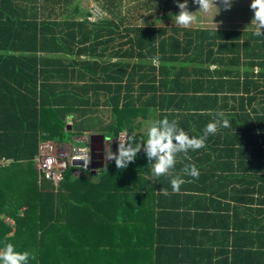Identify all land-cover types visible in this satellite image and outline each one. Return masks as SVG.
<instances>
[{
  "label": "trees",
  "instance_id": "16d2710c",
  "mask_svg": "<svg viewBox=\"0 0 264 264\" xmlns=\"http://www.w3.org/2000/svg\"><path fill=\"white\" fill-rule=\"evenodd\" d=\"M82 1L0 0V247L30 264H264V36L181 27L184 0H92L95 18ZM164 116L190 136L230 124L178 156L173 175L200 172L178 193L143 150L58 186L35 168L45 139L144 141Z\"/></svg>",
  "mask_w": 264,
  "mask_h": 264
},
{
  "label": "clouds",
  "instance_id": "9594fccd",
  "mask_svg": "<svg viewBox=\"0 0 264 264\" xmlns=\"http://www.w3.org/2000/svg\"><path fill=\"white\" fill-rule=\"evenodd\" d=\"M199 4V10L205 12L215 5V0H194ZM226 8L231 7V0H223ZM179 13L174 16L175 23L181 27H190L195 22L196 16L187 8V0L178 3ZM251 9L254 11L252 22L257 25L255 35L264 36V0H252ZM222 117V113H217ZM227 119H214L210 121L200 136H190L179 126L178 121L169 120L167 116L157 120L147 129V139L137 141L134 136L119 138L117 151L111 150L106 154V160H113L118 169H126L128 165L135 161L138 153L143 150L149 163L152 164V173L159 180L160 177H170L172 191L178 193L181 186L186 182L183 179L187 175L193 179H198L200 172L194 164H185L181 169V174L173 175V170L177 164V158L183 154L188 157L190 151H196L206 147L207 138L215 135L221 127H229ZM91 147V146H90ZM96 154H98L96 152ZM163 195H168L166 189L160 190ZM36 259L34 252L24 250L19 251L11 243H6L0 247V264H30Z\"/></svg>",
  "mask_w": 264,
  "mask_h": 264
},
{
  "label": "rangeland",
  "instance_id": "374dc122",
  "mask_svg": "<svg viewBox=\"0 0 264 264\" xmlns=\"http://www.w3.org/2000/svg\"><path fill=\"white\" fill-rule=\"evenodd\" d=\"M252 0H231V7L226 8L223 0H215L209 11L205 12L199 10V4L195 3L194 0H187V8L189 11L194 12L196 20L191 26L203 25L212 27H235L240 29L255 28L257 25L252 22L254 17V11L251 9ZM82 6L87 7L92 12V17H97L94 11H97L96 6L100 7L97 3L92 0H83ZM56 142V141H55ZM64 143L71 145L73 148H83L88 146L89 141L85 134L73 135L68 134L64 139ZM110 145L113 152L117 149V139L105 141V146ZM83 174H90L91 170L84 167H77Z\"/></svg>",
  "mask_w": 264,
  "mask_h": 264
},
{
  "label": "built area",
  "instance_id": "2783aa9c",
  "mask_svg": "<svg viewBox=\"0 0 264 264\" xmlns=\"http://www.w3.org/2000/svg\"><path fill=\"white\" fill-rule=\"evenodd\" d=\"M97 11L93 13L97 16L103 13L100 7L96 6ZM91 147L73 148L67 143H57L51 139L40 142L39 150L34 158L35 166L40 175L51 180L56 186L62 181L68 167L72 161H82L84 168L91 167L92 156ZM10 159L0 157V166H6Z\"/></svg>",
  "mask_w": 264,
  "mask_h": 264
},
{
  "label": "water",
  "instance_id": "95a60500",
  "mask_svg": "<svg viewBox=\"0 0 264 264\" xmlns=\"http://www.w3.org/2000/svg\"><path fill=\"white\" fill-rule=\"evenodd\" d=\"M110 140V135H103V134H92L90 136V146H91V156H92V163L91 169L92 171L103 169L106 166L107 162L111 160H106V154L111 150V146H105V141ZM96 152L98 154H96ZM72 164L75 166L82 165V161H72ZM101 171V170H100Z\"/></svg>",
  "mask_w": 264,
  "mask_h": 264
},
{
  "label": "crops",
  "instance_id": "0c3cea01",
  "mask_svg": "<svg viewBox=\"0 0 264 264\" xmlns=\"http://www.w3.org/2000/svg\"><path fill=\"white\" fill-rule=\"evenodd\" d=\"M85 136H86V138H87V140L89 141V145H90V136L91 135H89L87 132L85 133ZM52 140V139H51ZM54 141V140H53ZM35 163V162H34ZM35 168H36V166H35ZM37 169V168H36ZM81 171H80V169H76V170H74V173L75 174H78V173H80ZM41 177V176H40ZM10 219V221H12V219L11 218H9ZM14 221V220H13ZM12 221V222H13Z\"/></svg>",
  "mask_w": 264,
  "mask_h": 264
},
{
  "label": "bare ground",
  "instance_id": "6f19581e",
  "mask_svg": "<svg viewBox=\"0 0 264 264\" xmlns=\"http://www.w3.org/2000/svg\"><path fill=\"white\" fill-rule=\"evenodd\" d=\"M93 181V180H92ZM95 182V181H94Z\"/></svg>",
  "mask_w": 264,
  "mask_h": 264
}]
</instances>
